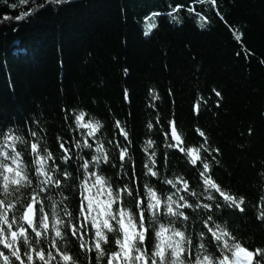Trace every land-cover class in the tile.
Masks as SVG:
<instances>
[{
	"label": "trees",
	"instance_id": "obj_1",
	"mask_svg": "<svg viewBox=\"0 0 264 264\" xmlns=\"http://www.w3.org/2000/svg\"><path fill=\"white\" fill-rule=\"evenodd\" d=\"M148 23L156 27L146 35ZM213 89L223 97L219 107ZM36 101L52 121L53 142L56 133L79 137L64 130L70 108L104 120L109 138L134 153L137 176L151 158L161 172L178 167L204 183L196 168L204 169V158L220 159L222 166L204 169L212 191L221 203L244 197V213L232 205L226 214L241 218L254 241L250 251L264 246L257 219L264 203V0H0V131L15 117L27 133ZM173 116L182 144L169 131ZM149 140L155 144L142 151Z\"/></svg>",
	"mask_w": 264,
	"mask_h": 264
},
{
	"label": "clouds",
	"instance_id": "obj_2",
	"mask_svg": "<svg viewBox=\"0 0 264 264\" xmlns=\"http://www.w3.org/2000/svg\"><path fill=\"white\" fill-rule=\"evenodd\" d=\"M69 117L64 130L79 137L66 151L61 133L49 137L41 101L25 117L33 124L27 133L15 117L0 131V264L21 256L23 264H228L234 256L245 264L238 249L254 247L253 238L241 218L226 214L232 205L217 200L204 171L222 166L220 159L196 168L204 183L178 167L161 172L151 158L137 176L134 153L109 138L104 120L82 107L68 109Z\"/></svg>",
	"mask_w": 264,
	"mask_h": 264
},
{
	"label": "snow or ice",
	"instance_id": "obj_3",
	"mask_svg": "<svg viewBox=\"0 0 264 264\" xmlns=\"http://www.w3.org/2000/svg\"><path fill=\"white\" fill-rule=\"evenodd\" d=\"M48 2L49 3H54V4H62V3H65L66 0H48ZM212 2L215 3V0H212ZM27 3H28V0H26V2L21 3V4L23 5V4H27ZM11 7L12 8H15L16 5H12ZM41 7H44V5H39V6H37V8L29 9L28 11L22 12L20 15H18L14 19L17 20V21L23 20V19L27 18L29 15H31L34 11L38 10V8H41ZM154 15H156V14H154ZM11 19H13V17L7 16V15L4 17V20H11ZM155 27H156L155 23H148V24H146L145 25V34L147 35L148 33H150L151 30L153 28H155ZM237 38H239V37H237ZM125 74L127 75V70H125ZM212 91L219 98V100L216 102L217 103V107L221 106V104L223 102V97L221 96V93L219 91H217L216 89H213ZM151 96H152V99L153 100H158L159 99V96H158V94L155 93V91H153L151 93ZM127 98H128V93H127V89H125V99H127ZM201 100H203V97H201ZM151 106L152 107H155V104H152ZM199 110H200V104L197 103L196 106H195V112H196L197 115H199ZM85 118L86 117H84V120H87ZM158 119L159 118L157 117V120ZM88 126L89 125L84 124V127L85 128H87ZM115 126L117 128H121L122 133L125 135V138H127V133L123 131V127H122L121 121L116 120L115 121ZM148 127L151 129V127H152V123L151 122H149ZM30 128L31 127H29L28 130ZM169 131H170V133H173V140L175 141V143L176 144H180L181 143V140L179 138L180 137V134L176 130L175 117L174 116H173V118L169 122ZM73 138H74V136L72 137L71 140H67L64 143L63 148H62V151H66L71 146L72 141H73ZM178 150H180L181 153L183 154V150L182 149H178ZM217 151H218V149H217ZM218 187L219 186L217 185V188ZM225 196H226V194H225ZM226 202L228 204L235 205L236 210H238L240 212H243L244 211V203H245V200H244V197L243 196H241L239 199H237V197L235 195H232L230 197H226ZM260 208H261V211L258 214V218H259V220L261 222H264V203L261 204ZM238 251H242L246 255V257L248 258L245 261V264H253V260L251 258H254L256 256H262V255H264V253L261 252V249L260 248H255L252 251H250L249 248H241V249H238ZM44 255H45L44 252H41L40 253V256H44ZM5 259H6V257H5ZM33 259H34V261L36 260L35 255H34ZM225 260L228 261V264H239V262H237L235 260V256H234L233 260H228V257H225ZM18 264H23V256H21L18 259Z\"/></svg>",
	"mask_w": 264,
	"mask_h": 264
},
{
	"label": "water",
	"instance_id": "obj_4",
	"mask_svg": "<svg viewBox=\"0 0 264 264\" xmlns=\"http://www.w3.org/2000/svg\"><path fill=\"white\" fill-rule=\"evenodd\" d=\"M177 130V129H176ZM172 136H173V133H172ZM180 138V137H179ZM180 140H181V138H180ZM180 144H182V141H181V143Z\"/></svg>",
	"mask_w": 264,
	"mask_h": 264
},
{
	"label": "rangeland",
	"instance_id": "obj_5",
	"mask_svg": "<svg viewBox=\"0 0 264 264\" xmlns=\"http://www.w3.org/2000/svg\"><path fill=\"white\" fill-rule=\"evenodd\" d=\"M252 259V258H251Z\"/></svg>",
	"mask_w": 264,
	"mask_h": 264
}]
</instances>
